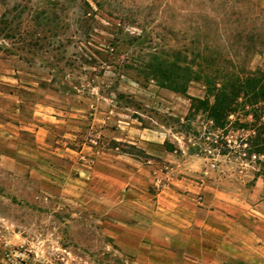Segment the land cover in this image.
<instances>
[{"label":"rangeland","instance_id":"1","mask_svg":"<svg viewBox=\"0 0 264 264\" xmlns=\"http://www.w3.org/2000/svg\"><path fill=\"white\" fill-rule=\"evenodd\" d=\"M100 1L0 0V264H264L257 158L181 124L201 68L264 72V0ZM193 46L230 63L160 86L152 52Z\"/></svg>","mask_w":264,"mask_h":264},{"label":"trees","instance_id":"2","mask_svg":"<svg viewBox=\"0 0 264 264\" xmlns=\"http://www.w3.org/2000/svg\"><path fill=\"white\" fill-rule=\"evenodd\" d=\"M78 3L85 14L94 12L93 5L98 9L102 7L100 0H78ZM205 51L197 46L187 49L176 48L166 53L164 57L156 54L155 51L146 63H149L148 67L152 68L153 72H156L160 86L186 94L189 84V80L186 79L196 74L191 63H215V61L230 63L229 59L222 57L220 51L214 50L208 53ZM214 72H217V69ZM224 73L217 76L216 73L208 72L207 67L200 69L203 95H188L189 111L184 123L181 124L196 139L192 146L193 152L206 154L212 149L215 153L224 155L235 149L249 156L255 155L259 165L258 174L264 175V72L260 69L253 71L243 69L241 72L226 69ZM238 110H243L244 115L250 114L252 120H242L240 117L235 120L230 119V116ZM199 113L209 123L203 131L191 125V120ZM228 126H237L252 133L247 138H239L238 148H235L227 138ZM131 148L132 151L126 152L132 155H137L136 151L140 152V149L133 145Z\"/></svg>","mask_w":264,"mask_h":264}]
</instances>
